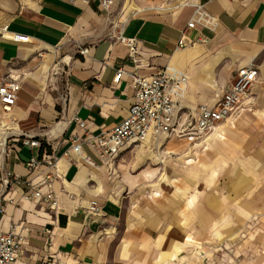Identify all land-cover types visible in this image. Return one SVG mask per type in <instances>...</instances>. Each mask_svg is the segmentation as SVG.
Masks as SVG:
<instances>
[{
	"label": "crops",
	"instance_id": "0c3cea01",
	"mask_svg": "<svg viewBox=\"0 0 264 264\" xmlns=\"http://www.w3.org/2000/svg\"><path fill=\"white\" fill-rule=\"evenodd\" d=\"M198 5L217 16L216 30L187 28ZM5 24L29 41L1 37ZM184 30L189 44L198 43L201 51L182 64L171 63L176 51L187 47L178 45ZM119 36L135 38L137 53L131 54ZM82 47L88 52L82 54ZM166 64L189 74L178 110L182 119L193 120L201 104H215L242 67L254 66L258 77L251 100L192 145L181 136L151 135L145 143L124 147L104 168L87 164L70 149L69 137L84 133L75 115L91 133L115 127L134 95L130 74L152 76ZM119 67L129 74L117 82ZM8 79L18 81L20 90L10 110L0 103V142L7 141L4 153L0 146V170L30 179L43 193L53 191L60 207L51 210L38 199H24V184L10 185L0 207V231L14 225L23 237L16 264H39L49 254L58 264H97L102 241L90 231L89 220L103 212L96 197L107 194L110 173L121 164L118 157L142 149L174 152L173 143L181 142L187 162H193L200 149L221 146L228 138L248 150L264 148V0H115L109 11L100 0H0V82ZM26 133L59 156L50 183L43 182L45 167L32 171L26 166L45 150L24 145ZM83 148L101 162L88 145ZM65 150L69 156H63ZM93 199L100 212L89 211Z\"/></svg>",
	"mask_w": 264,
	"mask_h": 264
},
{
	"label": "rangeland",
	"instance_id": "374dc122",
	"mask_svg": "<svg viewBox=\"0 0 264 264\" xmlns=\"http://www.w3.org/2000/svg\"><path fill=\"white\" fill-rule=\"evenodd\" d=\"M171 148L118 157L89 220L97 264H264V148L228 138L193 162L181 142Z\"/></svg>",
	"mask_w": 264,
	"mask_h": 264
},
{
	"label": "built area",
	"instance_id": "2783aa9c",
	"mask_svg": "<svg viewBox=\"0 0 264 264\" xmlns=\"http://www.w3.org/2000/svg\"><path fill=\"white\" fill-rule=\"evenodd\" d=\"M103 9L109 11L115 0H100ZM219 20L216 15L207 11L202 5H198L193 11L187 22V28L200 26L206 31H214L218 27ZM1 37L16 42L29 41V36L13 31L8 24L2 26ZM125 41L131 54L137 53V44L135 38L117 37ZM192 41L185 36V30L178 41L180 47L187 46ZM81 53H87L88 47H82ZM129 74L125 69L119 67L114 77L115 81ZM134 85V95L127 108L126 117L115 127L102 129L98 133H91L87 129V124L78 116L72 119L78 126L84 129L82 134H72L69 137L71 142L70 149L79 154L81 158L93 167L104 168L105 161L115 157L120 151L128 145H139L145 143L148 138L167 134L169 136H181L187 139L189 145L203 140L221 123L226 121L230 115L241 105L251 100V89L258 77V71L254 66H245L237 71L230 81L228 88L221 95H218L217 101L213 105L201 104L195 110V118L182 119L178 110L182 99L184 98L189 74L173 65L166 64L161 67L159 72L152 76H141L130 74ZM20 90V84L14 79H8L0 82V103L3 108L10 110L16 103L17 93ZM183 115V114H182ZM21 141L24 145L41 148V141L29 134L21 135ZM7 141L0 142L1 150L4 153ZM83 145H88L93 149L101 162H97L90 155L86 154ZM63 156H69V150L63 152ZM59 156L54 152L44 150L42 155L33 156L27 162L29 170H39L45 167V177L43 182L50 183L57 176V165ZM0 207L4 203V194L6 188L10 185L16 186L19 183L24 184L22 197L27 200L38 199L45 203L51 210H57L60 207L58 196L53 191L46 193L35 187L28 178L13 173L9 170H0ZM13 202L12 199L9 200ZM89 211L92 213L100 212L101 206L96 199L89 203ZM23 237L16 233L15 226L7 232L0 231V264H16L17 253L21 248ZM39 264H58L53 255H45L41 258Z\"/></svg>",
	"mask_w": 264,
	"mask_h": 264
},
{
	"label": "bare ground",
	"instance_id": "6f19581e",
	"mask_svg": "<svg viewBox=\"0 0 264 264\" xmlns=\"http://www.w3.org/2000/svg\"><path fill=\"white\" fill-rule=\"evenodd\" d=\"M200 45L198 43H195V44H188L187 47H185L184 49H181V50H178L176 51L175 55L172 57V59L170 60L171 63H175V64H182V62L192 58V57H195L197 54L200 53ZM189 79H188V82H187V85H186V91H185V95L184 97L186 96V93H187V90H188V86H189ZM125 181H129L130 179V176H125L124 177ZM187 240H191V237H187Z\"/></svg>",
	"mask_w": 264,
	"mask_h": 264
},
{
	"label": "trees",
	"instance_id": "16d2710c",
	"mask_svg": "<svg viewBox=\"0 0 264 264\" xmlns=\"http://www.w3.org/2000/svg\"><path fill=\"white\" fill-rule=\"evenodd\" d=\"M41 149H42V150L45 149V150L48 151L47 146H46L44 143H42V145H41Z\"/></svg>",
	"mask_w": 264,
	"mask_h": 264
}]
</instances>
